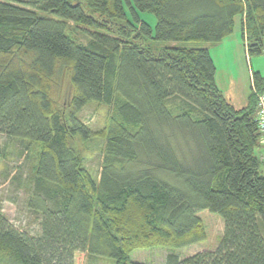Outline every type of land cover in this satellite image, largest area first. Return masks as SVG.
<instances>
[{
    "label": "trees",
    "instance_id": "obj_1",
    "mask_svg": "<svg viewBox=\"0 0 264 264\" xmlns=\"http://www.w3.org/2000/svg\"><path fill=\"white\" fill-rule=\"evenodd\" d=\"M237 20L261 55L264 0H0V139L34 154L38 218L29 233L0 210V264H145L130 254L206 241L204 211L223 221L217 247L166 264H264V76L237 109L210 50L189 46L218 45ZM90 103L112 109L99 131L78 117Z\"/></svg>",
    "mask_w": 264,
    "mask_h": 264
},
{
    "label": "rangeland",
    "instance_id": "obj_2",
    "mask_svg": "<svg viewBox=\"0 0 264 264\" xmlns=\"http://www.w3.org/2000/svg\"><path fill=\"white\" fill-rule=\"evenodd\" d=\"M142 19L149 23L153 28L156 27V17L151 13H141ZM240 20V18H239ZM237 20L235 33L240 42L239 49H226L221 47L219 50L211 49V53L217 63V79L219 84L228 86L229 75L234 74L235 80L238 83V88H243L244 96L247 97L252 88L251 70H258V64H261L264 69V52L261 55L249 57L246 55L245 43L241 37L240 23ZM74 28V26H72ZM78 39L85 40L81 35H77ZM230 42V41H228ZM230 44H233L232 41ZM191 47L205 48L211 46L208 43L191 42ZM214 46V45H212ZM219 46V45H216ZM234 48V47H233ZM259 62V63H258ZM68 88L65 90V99L68 95ZM246 98L242 99V103ZM68 100V98H67ZM65 100V101H67ZM63 102V101H62ZM66 106V103L63 102ZM112 113V109L104 104L90 103L79 113L78 117L81 121L87 124L92 130L99 131L106 124L108 116ZM94 142L87 156V168L92 174L97 177L101 172L102 156L100 149L102 143ZM20 150H24L22 146L16 142H5L0 139V210L19 230L33 233V230L38 229L37 215H35L28 207L30 197L31 178L33 177L32 169L34 165V154H19ZM3 156V157H2ZM30 157V158H29ZM264 170V168H262ZM204 222L207 239L202 243H198L181 249L168 248H151L138 249L130 254L133 261L145 264H166L167 257L170 254H176L181 258L192 256L198 252L214 250L224 232V224L222 219L209 211H204L199 214ZM264 228V227H263ZM85 264H116L115 260L107 257H91L86 256Z\"/></svg>",
    "mask_w": 264,
    "mask_h": 264
},
{
    "label": "crops",
    "instance_id": "obj_3",
    "mask_svg": "<svg viewBox=\"0 0 264 264\" xmlns=\"http://www.w3.org/2000/svg\"><path fill=\"white\" fill-rule=\"evenodd\" d=\"M238 35V34H237ZM236 33L234 32L231 36H229L228 38H226L224 41H222L221 43H219L218 45L219 46H208L207 48L210 50V53H211V49L214 48L216 51L221 49V47H226V49H230L232 48L233 50L234 49H239L240 47V42L238 40V37H237ZM241 37H242V33L240 34ZM230 41V42H228ZM232 41L233 44H230ZM234 47V48H233ZM211 56L213 57L212 53H211ZM214 59V57H213ZM214 62H215V65H216V68H217V63H216V60L214 59ZM259 63V62H258ZM258 71L257 72H260L263 76H264V69H263V66L261 64H258ZM254 71L251 70L250 72V76L252 74V72ZM218 72V70H217ZM255 72V71H254ZM236 78L234 77V74H230L229 75V84L228 86L225 85L226 88H224L223 86H221L219 84V81L217 79V74H216V82H217V85L218 87L221 89V91L225 94L226 98L228 100H230V102L235 106V108L237 109H243L245 107H247L248 105V99L251 95V92L248 93V96L245 97L244 96V92H243V88H238V83L237 81L235 80ZM245 99V101L242 103V99Z\"/></svg>",
    "mask_w": 264,
    "mask_h": 264
},
{
    "label": "built area",
    "instance_id": "obj_4",
    "mask_svg": "<svg viewBox=\"0 0 264 264\" xmlns=\"http://www.w3.org/2000/svg\"><path fill=\"white\" fill-rule=\"evenodd\" d=\"M256 118L260 133L262 134V142L264 144V93L258 94V113Z\"/></svg>",
    "mask_w": 264,
    "mask_h": 264
}]
</instances>
